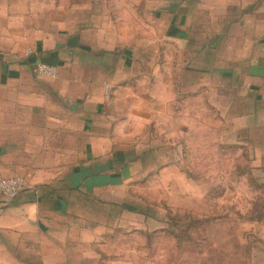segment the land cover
I'll return each instance as SVG.
<instances>
[{
	"label": "crops",
	"instance_id": "crops-1",
	"mask_svg": "<svg viewBox=\"0 0 264 264\" xmlns=\"http://www.w3.org/2000/svg\"><path fill=\"white\" fill-rule=\"evenodd\" d=\"M0 14V178L26 183L0 194V264H100L91 208L124 160L106 136H120L118 96L154 81L161 48L166 81L177 63L241 125L264 186V0H0Z\"/></svg>",
	"mask_w": 264,
	"mask_h": 264
},
{
	"label": "rangeland",
	"instance_id": "rangeland-1",
	"mask_svg": "<svg viewBox=\"0 0 264 264\" xmlns=\"http://www.w3.org/2000/svg\"><path fill=\"white\" fill-rule=\"evenodd\" d=\"M162 65L161 48L154 81L139 77L118 96L120 136L106 139L124 160L108 174L106 202L91 208L92 261L264 264V186L241 125L211 107L208 86L194 93L177 63L166 81Z\"/></svg>",
	"mask_w": 264,
	"mask_h": 264
},
{
	"label": "built area",
	"instance_id": "built-area-1",
	"mask_svg": "<svg viewBox=\"0 0 264 264\" xmlns=\"http://www.w3.org/2000/svg\"><path fill=\"white\" fill-rule=\"evenodd\" d=\"M36 72L48 78L57 77V67L47 62H38L35 66ZM25 181L22 177L14 175L6 178H0V194L7 199L14 198L25 187Z\"/></svg>",
	"mask_w": 264,
	"mask_h": 264
}]
</instances>
